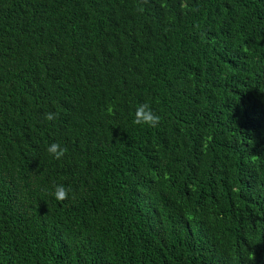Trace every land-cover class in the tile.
<instances>
[{
    "label": "trees",
    "instance_id": "obj_1",
    "mask_svg": "<svg viewBox=\"0 0 264 264\" xmlns=\"http://www.w3.org/2000/svg\"><path fill=\"white\" fill-rule=\"evenodd\" d=\"M0 264H264V0H0Z\"/></svg>",
    "mask_w": 264,
    "mask_h": 264
},
{
    "label": "clouds",
    "instance_id": "obj_2",
    "mask_svg": "<svg viewBox=\"0 0 264 264\" xmlns=\"http://www.w3.org/2000/svg\"><path fill=\"white\" fill-rule=\"evenodd\" d=\"M111 111V109H109ZM56 113L47 111L44 113V119L52 121L56 118ZM161 117L156 114L148 102L140 103L134 112L132 123L139 126L157 127L160 123ZM46 153L55 160L63 158L67 152V148L60 142H51L45 147ZM71 188L64 184H55L52 188L51 195L57 201H64L69 198Z\"/></svg>",
    "mask_w": 264,
    "mask_h": 264
}]
</instances>
